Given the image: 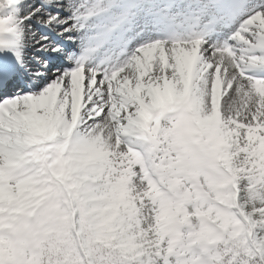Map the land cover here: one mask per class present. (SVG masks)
Returning <instances> with one entry per match:
<instances>
[{"label":"snow or ice","instance_id":"obj_1","mask_svg":"<svg viewBox=\"0 0 264 264\" xmlns=\"http://www.w3.org/2000/svg\"><path fill=\"white\" fill-rule=\"evenodd\" d=\"M0 264H264V0H0Z\"/></svg>","mask_w":264,"mask_h":264}]
</instances>
